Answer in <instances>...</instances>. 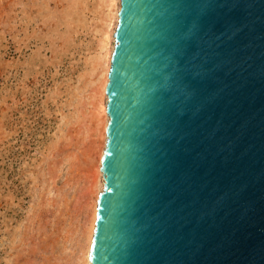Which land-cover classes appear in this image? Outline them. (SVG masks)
<instances>
[{
	"label": "water",
	"instance_id": "95a60500",
	"mask_svg": "<svg viewBox=\"0 0 264 264\" xmlns=\"http://www.w3.org/2000/svg\"><path fill=\"white\" fill-rule=\"evenodd\" d=\"M91 264H264V0H121Z\"/></svg>",
	"mask_w": 264,
	"mask_h": 264
},
{
	"label": "rangeland",
	"instance_id": "374dc122",
	"mask_svg": "<svg viewBox=\"0 0 264 264\" xmlns=\"http://www.w3.org/2000/svg\"><path fill=\"white\" fill-rule=\"evenodd\" d=\"M107 1L0 0V264H81Z\"/></svg>",
	"mask_w": 264,
	"mask_h": 264
},
{
	"label": "bare ground",
	"instance_id": "6f19581e",
	"mask_svg": "<svg viewBox=\"0 0 264 264\" xmlns=\"http://www.w3.org/2000/svg\"><path fill=\"white\" fill-rule=\"evenodd\" d=\"M107 7H108V22L107 23V28L105 29L106 31L104 32L103 35V39L101 41V47H100V57H99V62L97 64V68L98 70L100 69L101 72L99 71V77L97 82L99 83L100 81V89L98 88V90L100 91L99 94L97 92V96L100 95V100H99V104L96 106L99 111H100V115H103V119L101 121V125H103V140H104V144L103 145V149L102 152L100 150V156H99V160H98V171H99V178L101 180V182L98 183V181L96 182L97 184H95V188H96V199L94 200V205H93V209H92V217L89 223V227H88V232L86 235V243H85V248L82 252V257L80 258L81 261H79L81 264H91L90 262V251H91V245H92V240H93V236H94V232H95V225H96V219H97V206H98V199L100 196V193H102L103 189H104V176L103 173L101 172V161H102V157L104 154V151L106 149V143H107V127H108V123H109V116L107 113V104H108V97L106 94V88L109 82V73L111 70V64H112V55L114 53V49H115V33L118 27V23H119V12L121 10V0H108L107 1ZM99 66V67H98ZM99 86V85H98ZM101 93V94H100ZM97 100V99H96ZM95 100V101H96ZM97 102V101H96ZM97 104V103H95ZM96 108V109H97ZM97 109V110H98ZM98 115V114H97ZM100 121V120H99ZM100 123V122H99ZM100 128V127H99ZM101 129V128H100Z\"/></svg>",
	"mask_w": 264,
	"mask_h": 264
}]
</instances>
